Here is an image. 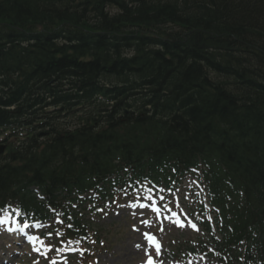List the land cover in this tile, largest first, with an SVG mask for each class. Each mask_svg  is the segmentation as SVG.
I'll return each instance as SVG.
<instances>
[{
  "label": "trees",
  "instance_id": "obj_1",
  "mask_svg": "<svg viewBox=\"0 0 264 264\" xmlns=\"http://www.w3.org/2000/svg\"><path fill=\"white\" fill-rule=\"evenodd\" d=\"M99 92L120 95L104 130L95 127ZM131 92H150L155 107L166 98L177 107L174 122L124 121L119 109ZM71 116L77 122L61 123ZM9 124L36 133L8 145L0 199L40 216L30 187L60 211L57 185L79 181L86 167L109 172L117 156L148 158L156 172L177 155L220 157L217 185L264 190V0H0V127ZM63 190V199L75 195Z\"/></svg>",
  "mask_w": 264,
  "mask_h": 264
},
{
  "label": "rangeland",
  "instance_id": "obj_2",
  "mask_svg": "<svg viewBox=\"0 0 264 264\" xmlns=\"http://www.w3.org/2000/svg\"><path fill=\"white\" fill-rule=\"evenodd\" d=\"M183 196L186 195L188 197L189 193L187 191V187L183 190ZM183 204H186L187 202L182 197ZM131 211V206L129 204L123 205L122 208L117 210L115 213H112V216L108 217L105 222L111 223L115 221L117 228H122V231L120 234L116 235L112 242L111 246H108L110 250L102 252L99 256L100 264H143L145 256H148V249L142 248L139 249L141 246V241L143 240V228L140 226L142 224L138 225L136 219L138 217H141L142 214L138 215L141 211H134L133 214H136V218L134 220L135 224L133 225L131 221L128 220L129 217L127 215ZM119 214V215H117ZM103 223V222H102ZM134 229H138V231H135ZM189 229V228H188ZM148 230V228L146 229ZM137 232L139 235L134 234L133 232ZM173 236H190L189 230H182L178 229V231L173 230L172 232ZM161 239L163 240L164 234H160ZM139 245L137 248L136 246ZM2 256V254H1ZM5 256V255H4ZM1 263H3V258L1 257Z\"/></svg>",
  "mask_w": 264,
  "mask_h": 264
},
{
  "label": "snow or ice",
  "instance_id": "obj_3",
  "mask_svg": "<svg viewBox=\"0 0 264 264\" xmlns=\"http://www.w3.org/2000/svg\"><path fill=\"white\" fill-rule=\"evenodd\" d=\"M149 199H152L151 196L148 197ZM163 199V198H161ZM131 207H141V208H144V207H147V205L145 204H132L130 205ZM154 212H156L157 214L160 213V209L158 207H155L153 206V209H152ZM119 215V214H117ZM10 220V217L9 218H3V217H0V226H4L6 228V230L8 232H12L13 229L11 228H7L6 225L8 224ZM58 223H63L62 221H57ZM143 224H145L146 226H151V222L150 221H142ZM40 225L38 224L37 227H39ZM177 226L179 227H183L184 224L180 221H177ZM29 225L25 224L23 225V228L20 229L21 232H23V229L24 228H28ZM68 227H71V225L69 224ZM193 228H195V225H192ZM136 231H138V229H134ZM161 231H163V228L161 227L160 229ZM48 238H51L52 237V233H47L46 234ZM64 233L59 231V230H56V236L57 237H60V236H63ZM145 239L148 241V246L149 247H154L155 248V251L157 253V255H159V252H160V244L159 242L156 240L155 236L150 234V233H143ZM27 240L30 244H32L33 246V251H36V252H39L41 255H43L45 258H47L48 256V252L52 251V245H45V242H44V239H41L39 237H36V236H27ZM37 243L39 244V247H37ZM62 243H72V241H62ZM76 243H79V241H76ZM137 248L139 247V245L136 246ZM66 250H71V249H66V248H63V247H56V252L57 253H62ZM35 264H38V261L35 262ZM50 264H58V262L55 260V259H52L50 261ZM148 264H153L152 260H151V257L149 256V260H148Z\"/></svg>",
  "mask_w": 264,
  "mask_h": 264
}]
</instances>
